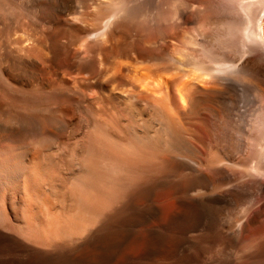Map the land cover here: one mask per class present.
<instances>
[{"label": "bare ground", "instance_id": "1", "mask_svg": "<svg viewBox=\"0 0 264 264\" xmlns=\"http://www.w3.org/2000/svg\"><path fill=\"white\" fill-rule=\"evenodd\" d=\"M0 264H264V0H0Z\"/></svg>", "mask_w": 264, "mask_h": 264}]
</instances>
